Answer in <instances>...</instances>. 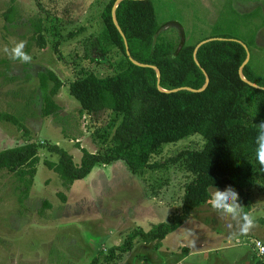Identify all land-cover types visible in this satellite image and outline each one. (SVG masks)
I'll return each instance as SVG.
<instances>
[{"label":"rangeland","instance_id":"1","mask_svg":"<svg viewBox=\"0 0 264 264\" xmlns=\"http://www.w3.org/2000/svg\"><path fill=\"white\" fill-rule=\"evenodd\" d=\"M107 1L0 0V113L18 121L0 119V150L34 142L39 159L28 188L14 173L0 170V264H89L100 252L103 256L110 247L121 244L132 229L147 231L180 209L188 175L171 163L140 176L132 174L122 160L97 163L86 177L69 187H63L57 173L45 164L58 161V154L49 150V145L66 150L75 164L82 156L80 148L104 154L116 146L113 133L121 115L109 109L80 112L79 101L68 90L76 77L87 72L111 74L123 59L110 44L105 46L103 39L101 12ZM152 3L167 40L176 39L179 25L187 41L226 33L248 43L256 31L255 44H249L251 63L253 70L264 76V0ZM4 11L13 21H5ZM234 11L248 16L243 19ZM39 19L44 47L35 39L34 23ZM20 41L26 42L24 51L32 58L29 63L12 60L3 51ZM50 69L63 84L53 96L59 109L45 116L37 74ZM254 113L260 116L255 108ZM202 144L199 135H188L162 144L151 160L163 161L183 147L200 148ZM215 189L224 190L211 187L210 195ZM251 199L248 213L255 218V227L245 235L239 233L236 221L206 202L194 208L181 229L169 232L164 241L137 240L123 259L111 264H172L188 250L193 253L184 259L186 264H244L245 257L253 260V240L264 238V188L255 185ZM144 244L146 250L142 249ZM99 264H106L104 258Z\"/></svg>","mask_w":264,"mask_h":264},{"label":"trees","instance_id":"2","mask_svg":"<svg viewBox=\"0 0 264 264\" xmlns=\"http://www.w3.org/2000/svg\"><path fill=\"white\" fill-rule=\"evenodd\" d=\"M114 2L108 0L103 5V39L105 46L110 44L123 59L117 62L111 74L97 76L87 72L76 77L69 83L68 90L79 101L80 112L93 114L109 109L121 115L113 133L116 146L104 154L80 148L82 156L79 164H75L66 150L49 145V150L58 154V161H45V164L57 173L63 187L86 177L97 163L109 164L117 160L124 161L128 170L138 176L171 163L185 171L188 178L183 184L180 209L171 213L166 222L153 225L147 231L132 229L121 244L110 247L103 256L100 252L89 264H99L101 257L106 264L114 260L115 263L132 250L137 240L145 243L163 240L169 232L186 222L194 208L208 201L211 187L225 189L231 185L239 194L238 203L243 206L244 212L251 210V192L255 185L258 189L264 188V170L255 159L256 127L263 121L261 116L264 117V101L260 100L264 97V89L249 86L239 73L249 50L250 58L242 74L246 80L264 86V76L255 72L251 63L249 44H255L256 31L251 34L248 43L226 33H211L187 41L178 24L176 39L167 40L161 33L164 25L157 21L152 0H121L115 15L129 54L141 63L158 67V79L152 67L136 65L126 55L123 37L112 21ZM259 9L263 8L259 6ZM6 13L3 12L5 21H13V17ZM238 15L246 19L248 13L236 12ZM261 17L264 20V12ZM41 25L40 19L34 23L35 39L40 47H44V28ZM211 37L221 39L202 43L196 49L199 64L196 63L195 45ZM202 68L209 77L203 90H173L181 86L201 88L206 80ZM37 76L44 103L43 114L47 116L59 109L53 96L63 83L51 69L38 72ZM159 85L169 91L161 90ZM254 108L260 116L254 113ZM0 119L18 122L4 112L0 113ZM192 134L200 136L203 143L200 148L187 146L163 161L151 160L162 149V144ZM37 148V143L28 142L1 149L0 170L14 173L28 188L33 182L35 164L39 160ZM261 240L264 242V238ZM256 264H264V253L256 258Z\"/></svg>","mask_w":264,"mask_h":264},{"label":"clouds","instance_id":"3","mask_svg":"<svg viewBox=\"0 0 264 264\" xmlns=\"http://www.w3.org/2000/svg\"><path fill=\"white\" fill-rule=\"evenodd\" d=\"M25 44V41H20L11 49L5 46L3 51L8 54L9 58L12 60L29 63L32 58L25 53ZM256 132L255 159L260 165L261 170H264V121L257 124ZM239 199L240 197L238 192L231 185H229L224 190L215 189L207 203L217 213L230 217L233 221H236L239 227V233L241 235H245L249 233L253 227H255V218L251 213L244 212L243 206L238 203Z\"/></svg>","mask_w":264,"mask_h":264},{"label":"water","instance_id":"4","mask_svg":"<svg viewBox=\"0 0 264 264\" xmlns=\"http://www.w3.org/2000/svg\"><path fill=\"white\" fill-rule=\"evenodd\" d=\"M120 1H121V0H115L114 4H113V6H112L111 15H112V21H113V24L115 25V27H116V29L118 30V32L120 33V35L123 37L124 46H125V53H126V55L129 56V59H130L134 64L139 65V66H143V67H152V68L156 71L157 77H158V79H159V77H160V70H159L158 67H156V66H154V65H149V64L141 63V62L135 60V59L129 54V50H128V47H127V42H126V40H125V38H124V34H123V32H122V30H121V28H120V26H119V24H118V22H117L116 15H115V10H116L117 4H118ZM213 39H221V38H214V37L206 38V39H203V40L199 41V42L195 45L193 52H194V59H195L196 63L199 64L198 59H197V56H196V49H197L202 43H204V42H206V41H209V40H213ZM238 42H240V41H238ZM240 43H241V42H240ZM241 44H242V43H241ZM242 45H243V44H242ZM243 46H244V48L246 49L245 45H243ZM249 58H250V51L248 50V51H247V58H246V60L244 61L243 65H242V66L240 67V69H239L240 77H241V79H242L243 81H245L249 86L252 85V86H254V87L264 89V86H259L258 84H256V83L253 82V81H250V80L248 81V80H246V79L244 78L243 74H242V69H243L244 65L248 63ZM202 71H203L204 74H205V78H206V80H205L204 85H203L201 88H199V89H194V88L189 87V86H181V87L174 88L173 90H177V89H188V90H191V91H200V90H203V89L206 87V85L208 84L209 77H208V74H207V72L205 71V69L202 68ZM159 88H160L161 90H164V91H169L168 89H164V88H162L160 85H159Z\"/></svg>","mask_w":264,"mask_h":264},{"label":"crops","instance_id":"5","mask_svg":"<svg viewBox=\"0 0 264 264\" xmlns=\"http://www.w3.org/2000/svg\"><path fill=\"white\" fill-rule=\"evenodd\" d=\"M181 227L182 226H179L177 229H181ZM169 234V233H168ZM166 237H167V235H166ZM213 237V236H212ZM211 237V238H212ZM165 239H163V241H164ZM161 243H158L157 244V247L159 248V245H160ZM146 244H144V247H142V249H144V250H146V246H145ZM177 246H179V245H177ZM200 246H202V247H204V244L203 243H201L200 244ZM150 248V247H149ZM178 248V247H177ZM199 248H201V247H199ZM150 252H152V250H151V248H150ZM256 251H254V254H253V260H249L248 258H246L245 257V259H244V264H252L253 262H255V264H256V258H255V255H256V253H255ZM193 253V251H191V250H188V251H186V252H184V254L181 256V258L180 257H178V259L177 260H175V262L174 263H172V264H186L185 263V260L184 259H186L188 256H190L191 254ZM153 255V254H152ZM124 257V256H123ZM123 257L121 258V259H123ZM153 257V256H152ZM120 259V260H121ZM153 259V258H152ZM154 260V259H153ZM140 263H142V262H140L139 261V264ZM142 264H146V262L145 263H142ZM152 264V263H151Z\"/></svg>","mask_w":264,"mask_h":264},{"label":"built area","instance_id":"6","mask_svg":"<svg viewBox=\"0 0 264 264\" xmlns=\"http://www.w3.org/2000/svg\"><path fill=\"white\" fill-rule=\"evenodd\" d=\"M253 246H254L256 253H258V255L264 253V251H262V250H264V242L261 239H259V238L254 239L253 240Z\"/></svg>","mask_w":264,"mask_h":264}]
</instances>
